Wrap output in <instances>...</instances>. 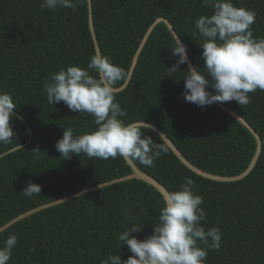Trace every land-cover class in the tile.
I'll list each match as a JSON object with an SVG mask.
<instances>
[{
    "label": "trees",
    "instance_id": "16d2710c",
    "mask_svg": "<svg viewBox=\"0 0 264 264\" xmlns=\"http://www.w3.org/2000/svg\"><path fill=\"white\" fill-rule=\"evenodd\" d=\"M41 3L0 0V92L11 93L17 105L13 112L30 127L14 118V140L0 144V226L40 204L131 172L119 156L105 160L81 153L64 159L57 151L55 144L63 129L80 135L96 125L94 117L73 112L63 102L49 104L43 85L61 68L87 67L95 51L86 0H79L75 10L50 11L42 9ZM233 3L256 12L253 36L264 37V0ZM91 4L97 47L126 72L143 34L158 17L169 20L195 68H202V37L195 20L212 12L202 0H91ZM174 45L165 23H158L141 46L128 84L115 98L127 112L121 119L153 123L183 157L203 171L237 175L248 165L255 139L215 103L199 107L184 100L182 73L168 76V68L178 59L171 51ZM186 69L180 65L181 71ZM122 83L118 81L116 87ZM206 88L215 93L211 86ZM249 96L251 103L246 106L223 102L245 118L262 141L259 157L245 177L234 181L204 178L182 164L168 147V152L155 159V167L133 161L169 192L178 189L185 177L193 179L194 191L204 201L202 225L221 231V247L209 249L205 264H264V91L258 89ZM143 131L154 142L163 141L152 129ZM30 182L40 185L41 193L25 196L22 190ZM162 207V196L155 188L131 178L18 220L0 232V246L9 233L17 236L8 264H101L109 255L118 254L126 260L132 253L126 243L120 244L118 234L131 223L142 222L140 231L129 234L145 239Z\"/></svg>",
    "mask_w": 264,
    "mask_h": 264
},
{
    "label": "clouds",
    "instance_id": "9594fccd",
    "mask_svg": "<svg viewBox=\"0 0 264 264\" xmlns=\"http://www.w3.org/2000/svg\"><path fill=\"white\" fill-rule=\"evenodd\" d=\"M78 3L79 0H42L41 8L75 10ZM202 5L212 10L210 15H200L195 20V29L202 37L199 46L203 66L195 68L189 64L186 70H180V65L188 63L186 46L175 35L171 51L178 59L168 68V76L182 73L186 102L204 107L235 101L246 106L251 103L249 93L264 91V37L254 38L251 27L256 12L236 6L233 0H202ZM127 78L126 70L110 57L93 54L87 67L72 64L46 79L43 87L49 104L63 102L73 112L94 117L96 125L80 135H74L71 128L63 129L55 144L62 158L70 159L81 153L105 160L119 156L155 167L154 161L161 152H168L163 141L156 143L144 133L143 129L149 131L151 125L143 120L126 123L121 119L127 112L116 102V84ZM206 86H211L215 93L206 91ZM15 108L11 93L0 92V144L14 140L11 121L18 118L14 116ZM194 183L185 177L178 189L163 195V207L151 235L137 239L129 234L140 231L142 222L131 223L118 234L120 244L126 243L132 255L126 260L119 254L109 255L101 264H205L209 249L218 251L221 247V231L215 226L206 230L202 225L206 221L201 207L204 201L194 191ZM22 191L31 197L41 193V186L30 182ZM17 240L12 233L5 238L0 246V264H8Z\"/></svg>",
    "mask_w": 264,
    "mask_h": 264
},
{
    "label": "water",
    "instance_id": "95a60500",
    "mask_svg": "<svg viewBox=\"0 0 264 264\" xmlns=\"http://www.w3.org/2000/svg\"><path fill=\"white\" fill-rule=\"evenodd\" d=\"M86 3H87V11H88V28L90 30L91 39H92V42H93L92 45L94 47L95 54H101L99 47H97L96 36H95V33H94V29H93L91 0H86ZM160 22L165 23L167 29L171 33V35L174 38V40H175V35H176L178 37V39L182 42V40L180 39V37L178 36L176 31L173 29L171 23L169 22V20L167 18H165V17L156 18L149 25V27L147 28V30L143 34V37H142L139 45H137V47H136L137 49H136V51H135V53H134V55H133V57L131 59L130 66H129L128 71H127L128 78L125 81H123L122 84H120L119 86L116 87L118 91L123 90L126 87V85L128 84V82H129V80L131 78L132 72L134 70L138 54H139V52L142 49L141 46L145 44L146 39L149 36V34L151 33V31L153 30V28ZM186 55H187L188 63H186L185 65L187 66V68H188L189 64L191 66L195 67L196 63H193L191 61L187 51H186ZM205 90L208 91L209 93H211L207 88H205ZM215 104L218 106L219 109L225 111L226 113L231 115L234 119H236L238 122H240L244 127H246L251 132V134L253 135V137L255 139V149H254V152H253L252 156L250 157V161H249L248 165L246 166V168L242 172L237 174V175H233V176L216 175V174H212V173L203 171L202 169L196 167L194 164L189 162L186 159V157H183L181 155V152L178 150V148L175 146V144L172 142V140L166 135V133L163 130H161L159 127H157L153 123H150V122H147V121H144V122L149 124V125H151V129L153 131H155L158 135H163L164 136V138L160 137V136L159 137L163 140V142L167 145V147L173 152V155L175 157H177L182 164H184L187 168L192 170L194 173H196V174H198V175H200V176H202L204 178L215 180V181H234V180H238V179H241V178L245 177L252 170L253 166L255 165V163L257 161V157H259V154H260V151H261V147H262V141L260 139L259 134L255 131V129L240 114H238L234 110L230 109L229 107H227L223 103H215ZM14 114L18 118L23 120L24 123L30 129L28 123L24 120V118L20 114H18L16 112H14ZM12 149H15V148H11L9 150H12ZM9 150H7V151H9ZM124 161L131 168V172L130 173H128L126 175H123V176H120V177H116V178H113V179H110V180H107V181H103V182L91 185L89 187L83 188V189H81L79 191H76L74 193L65 195V196H63L61 198H58V199L50 201V202H46L44 204H40V205L30 209V210L22 212L18 216L12 218L8 222H6L2 226H0V232L2 230H4L5 228L9 227L10 225H12L13 223L17 222L18 220L23 219V218L27 217L28 215H30V214H32V213H34L36 211H39V210H41L43 208H47V207L53 206L55 204H58L60 202L65 201V200L71 199L73 197H76V196L81 195L83 193L95 190L97 188L109 185L111 183H115V182L131 179V178H137V179L145 182L146 184L152 186L153 188H155L161 194L162 197H163V195L166 192H169L168 189H166V187L161 182H159L156 178L152 177L151 175H149L146 172H144L141 169H139L136 166V164L133 162V160H125L124 159Z\"/></svg>",
    "mask_w": 264,
    "mask_h": 264
}]
</instances>
